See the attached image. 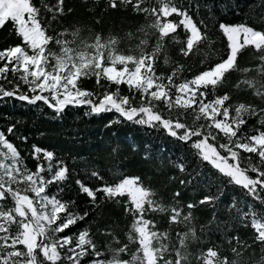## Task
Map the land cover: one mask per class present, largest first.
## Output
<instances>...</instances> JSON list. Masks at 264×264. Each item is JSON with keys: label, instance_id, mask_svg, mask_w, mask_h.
<instances>
[{"label": "snow or ice", "instance_id": "snow-or-ice-1", "mask_svg": "<svg viewBox=\"0 0 264 264\" xmlns=\"http://www.w3.org/2000/svg\"><path fill=\"white\" fill-rule=\"evenodd\" d=\"M63 5L64 0H56L54 5L41 0L40 7L33 0H0V29L11 24L10 35L20 41L0 50V101L14 98L29 105L42 102L57 116L69 106L84 107L85 115L116 113L115 123L127 121L163 129L188 145L201 163L225 178L226 184L239 186L264 205V107L234 103L228 92L218 94V89L228 83L229 74L236 72L241 78L232 86L250 90L264 103V30L254 29L247 22H220L221 47L213 48L215 41L209 37L204 21L198 26L175 0H155L150 6L149 0H107L108 8L131 5L145 19L153 18L146 27L127 33V39L136 43L125 49L120 47L122 39L118 36L97 33L82 37L78 27L72 31L53 29L54 34H49L52 22L66 14ZM42 9L51 14L50 19L41 14ZM174 14L181 18L178 22L168 19ZM181 26L186 34L183 41L173 35ZM152 37L154 44H150ZM169 38L182 45L180 53L184 57L200 55V45L207 42L208 51L203 53L201 63L213 56L219 58L191 79L182 76L183 64L172 66L167 75L158 74L156 64L161 58L165 65H172L166 48ZM248 48L257 54L259 63L241 68L240 55ZM253 71L255 76L247 75ZM93 77L102 91L81 86L82 80ZM121 85L126 86L128 95L121 94ZM252 118L259 127L245 130ZM14 127H8L9 134ZM30 155L36 161L35 170L26 165L17 147L0 131V264H192L193 258L196 264H251L243 256L252 245L235 235L228 241L232 259L222 256L216 246L196 253L190 250L192 244L203 239L197 234L191 209L197 204L215 207L222 191L188 203L189 211L185 212L175 200L179 192L174 193L173 203L165 204L139 177L125 176L108 183L92 170L88 179L103 183L93 188L77 179L79 192L89 198L93 212L105 201L123 203L125 214L133 218L127 239L138 245L130 259L121 258V254H128L129 244L109 246L111 256L105 258L89 228L66 232L86 222L90 213L78 211L75 200L60 196L62 185L69 179L65 162L36 145H32ZM175 166L186 171L183 163ZM51 185L56 186L54 194L49 191ZM234 207L235 200L229 209ZM247 208H237L239 218L254 229L253 243L264 247V214L250 204ZM150 213L166 214L169 225H183L186 230L177 231L173 239L168 230L157 228L155 219L148 218ZM106 234L120 243L111 232Z\"/></svg>", "mask_w": 264, "mask_h": 264}, {"label": "trees", "instance_id": "trees-1", "mask_svg": "<svg viewBox=\"0 0 264 264\" xmlns=\"http://www.w3.org/2000/svg\"><path fill=\"white\" fill-rule=\"evenodd\" d=\"M40 2L41 0H33L37 7H40ZM47 2L54 5L56 0ZM154 3L155 0H149V6ZM175 3L186 9L198 26L201 20L204 21L209 37L215 41L213 48L221 47L222 37L218 31L220 22H247L254 29L264 30V0H175ZM63 7L66 14L52 22L49 34H54L53 29L60 31L67 28L72 31L78 27L81 29L82 37L97 33L104 37L118 36L122 39L120 47L125 49L130 43H136L127 39V33L137 32L153 19L152 17L145 19V15L134 12L131 5L126 8H108L107 0H64ZM69 8L71 12L67 11ZM41 14L46 20L50 19L51 14L43 9ZM168 19L178 22L181 18L174 14ZM10 29L11 24L0 29V50L20 43L14 34L10 35ZM201 30H205L203 26ZM173 35L181 41L186 39L182 26ZM154 43L155 37H152L150 44ZM181 46L170 38L166 41L167 54L172 65H165L161 58L156 64L158 74L167 75L172 66L183 64L185 68L182 76L191 79L194 74L203 71L219 58L213 56L201 63L204 59L203 53L208 51L207 42L200 45L201 54L195 56L181 55ZM256 55L251 48L244 50L239 58L240 67H254L259 63L255 59ZM0 66H3L2 62ZM247 75L251 77L256 73L253 71ZM9 77L11 78V73ZM240 78V73H230L228 83L218 89V94L228 92L234 103H253L264 107V103L253 96L250 90H238L232 86ZM102 83L107 84L106 81ZM81 86L91 91H102L96 85L94 77L82 80ZM115 87L112 85L111 89ZM120 89L122 95L129 94L126 86L121 85ZM86 111L84 107L69 106L57 116L42 102L29 105L14 98L0 101V131H3L9 141L17 147L30 169L35 170L36 167V161L30 155L32 145L53 152L56 158L62 159L67 165L69 179L62 185L64 190L60 196L64 200H75L79 206L77 210L80 212L88 210L90 215L86 222L78 223L66 232L89 228L98 249L105 252V258L111 256L109 246L117 248L129 244L128 254H121V258L130 259L138 245L130 243L127 239L126 233L133 218L125 214L123 203L105 201L93 212L88 202L89 198L79 192V186L75 181L80 179L93 188L103 183L88 179L92 170L99 172L108 183H115L125 176L139 177L145 186L156 191L157 198L165 204L173 203L174 193L179 192L180 196L175 197V200L185 212L189 211L186 207L188 203H196L206 195H216L222 191L223 195L216 201L215 207L197 204V207L191 209L195 218L193 224L197 234L202 235L203 239L192 244L190 250L196 253L201 249L216 246L222 256L232 259L234 257L228 241L235 235L252 245L244 250L243 259L250 261L251 264H261L264 259V247L253 243L254 229L250 223L249 226H245L246 222L239 218L237 208L247 211L250 204L258 213L264 214V205L247 196L239 186L226 184L225 178L215 169L201 163L188 145L168 136L163 129L157 131L127 121L115 123L118 115L116 113L85 115ZM110 121H113L111 126ZM188 122L191 123V117L188 118ZM12 125H15L13 134H9L7 129ZM254 126L259 127L256 119H249L245 130H250ZM19 136L26 137L27 140L18 139ZM177 163H183L186 171L181 172L175 166ZM251 175L255 177V174ZM180 180H184L185 183L181 184ZM49 191L54 194L56 186L51 185ZM121 199L127 200V197ZM233 200L236 201V207L229 209ZM148 218L155 219L157 228L161 231L168 230L173 239L177 231L186 230L183 225H169L166 214L150 213ZM107 232H111L120 243H116L112 236L106 234ZM192 264H196L194 258Z\"/></svg>", "mask_w": 264, "mask_h": 264}]
</instances>
